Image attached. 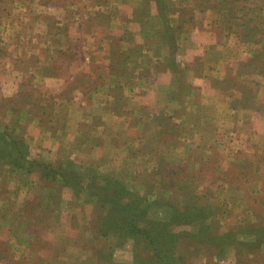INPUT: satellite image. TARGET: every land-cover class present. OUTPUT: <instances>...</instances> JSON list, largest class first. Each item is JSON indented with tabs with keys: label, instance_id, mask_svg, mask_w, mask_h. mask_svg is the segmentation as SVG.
Wrapping results in <instances>:
<instances>
[{
	"label": "rangeland",
	"instance_id": "1",
	"mask_svg": "<svg viewBox=\"0 0 264 264\" xmlns=\"http://www.w3.org/2000/svg\"><path fill=\"white\" fill-rule=\"evenodd\" d=\"M260 230L264 0H0V264H264Z\"/></svg>",
	"mask_w": 264,
	"mask_h": 264
},
{
	"label": "trees",
	"instance_id": "2",
	"mask_svg": "<svg viewBox=\"0 0 264 264\" xmlns=\"http://www.w3.org/2000/svg\"><path fill=\"white\" fill-rule=\"evenodd\" d=\"M68 177H69L68 178L69 181H71L72 183H75V182L77 183L78 182V179L76 177H71L70 175H68ZM116 189H117V194L115 195L114 200L111 201V202L116 203L117 200H118V196H122V195H124V196L127 195L128 197L132 198V193H130V191H127L123 185L120 184V186H116ZM121 189H123L124 192H122ZM135 202H137V200H135ZM135 202L132 201L130 203H124V205H119L118 203H116L117 207L115 208V210H116L117 213H123L122 211H124V210L132 209L129 205L132 204V203H135ZM129 213H130V211H129ZM129 216H132V214L130 213ZM166 230H168V229L166 228ZM140 233H143L142 234L143 235L142 239L148 245L150 244L151 247H154V246H159L160 245V242H157V240L162 238V236L164 234V231L161 232V230L159 229V233H156V232H153V231L149 232L147 230H144V231H140ZM260 233L264 234V231L260 230ZM173 236L175 237L176 234H174ZM172 247H175V246L172 245Z\"/></svg>",
	"mask_w": 264,
	"mask_h": 264
}]
</instances>
